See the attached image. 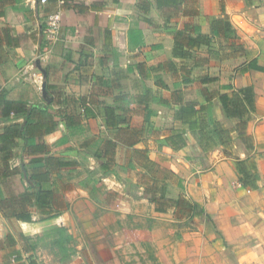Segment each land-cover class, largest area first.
<instances>
[{
    "label": "crops",
    "instance_id": "0c3cea01",
    "mask_svg": "<svg viewBox=\"0 0 264 264\" xmlns=\"http://www.w3.org/2000/svg\"><path fill=\"white\" fill-rule=\"evenodd\" d=\"M54 13L59 39L41 59ZM220 26L240 37L236 50L232 39L214 36ZM187 29L213 43L175 57V36ZM252 58L264 68V0H0V264H109L97 263L102 251L88 247L96 236L104 249L105 233L87 226L103 194L137 181L129 166L137 149L181 177L187 197L204 208L191 217L175 206L159 211L143 188L133 190L138 197L125 190L131 210L167 216L155 232L158 264H264V70L248 69ZM227 59H243L229 81ZM217 90H245L252 109L240 123L215 98L214 116L233 141L204 151L175 119L173 94L204 105ZM180 130L188 145L175 149L168 137ZM244 158L255 167L249 185L235 170L234 159ZM106 163L117 173L104 175ZM39 191L50 194L46 204L35 200ZM25 212L29 219L18 217ZM59 226L69 238L65 254Z\"/></svg>",
    "mask_w": 264,
    "mask_h": 264
},
{
    "label": "trees",
    "instance_id": "16d2710c",
    "mask_svg": "<svg viewBox=\"0 0 264 264\" xmlns=\"http://www.w3.org/2000/svg\"><path fill=\"white\" fill-rule=\"evenodd\" d=\"M220 22V20H219ZM214 36L224 37L225 40L232 39L230 43V48L236 50L237 45L240 42V37L237 33L222 29L221 26L215 30ZM214 36L208 34H197L193 35L190 30H181L175 36V45L173 49V55L175 57L189 58L192 56L193 52L199 51L202 46L211 45L213 43ZM46 44V37L44 36L41 48L43 49ZM240 46L241 43H240ZM243 48V46H242ZM245 55H248V50L243 48ZM256 59L252 58L246 64L247 68H255L259 70H264L263 67L258 66ZM245 67V63H244ZM245 72V68L243 69ZM189 82V79H185ZM231 85H224V88H231ZM245 94V90H240L239 92L223 93L219 90L214 91L211 95L207 96V103L204 105L199 104L197 101L185 100L183 93L176 91L173 94V102L178 106L175 114V119L179 120L183 125L188 126V130L195 136L198 140V146L204 151H210L220 146L227 147L231 145L233 138L231 136V130L226 128L220 120H217L214 116L215 106L217 102H214L215 98H218L221 105L229 119H240L245 120V114L249 113L252 109L250 103H244L248 101V96H242ZM154 100H158L154 97ZM238 125L239 138L245 143V132L240 129ZM169 145L175 149L182 148L188 145L187 131L180 130L174 131L168 137ZM143 150L137 149L139 159L132 158L129 162L131 168H135L137 171V181L127 183V190L134 196L138 197L134 193V189L143 188V193L149 196L150 202L156 204L157 210L164 211L170 206L179 207L181 212L189 217L204 212V208L201 207L197 202L189 199L185 194V186L183 179L175 174L169 168L162 166L160 163L150 159L148 156H143ZM250 159V157H248ZM248 158L237 159L235 162V170L239 176V179L243 185H249L248 180L253 176V171L255 169L254 163L251 161L247 162ZM105 171L103 174L108 176L117 173L108 163L104 165ZM35 200L38 202L43 201L44 204L48 202L50 194L48 192L42 193L41 191L36 192ZM24 200L26 204L30 201L32 194L28 191L23 193ZM41 199V200H40ZM28 213H19V218L29 219ZM56 231L60 234V245L63 254L66 253L65 245L69 238L67 235V230L59 226Z\"/></svg>",
    "mask_w": 264,
    "mask_h": 264
},
{
    "label": "rangeland",
    "instance_id": "374dc122",
    "mask_svg": "<svg viewBox=\"0 0 264 264\" xmlns=\"http://www.w3.org/2000/svg\"><path fill=\"white\" fill-rule=\"evenodd\" d=\"M223 54L226 55V52ZM243 59H227V61L223 63L226 77H230L228 81L232 80V77L230 76L232 74L231 70L234 69L235 65L240 63L239 61ZM226 81L227 79L224 80V82ZM219 86H221V84ZM121 157L123 163L127 162L125 161L127 154L123 150L121 152ZM234 161L236 162L237 159H234ZM121 172L125 173L123 171ZM121 177L123 179L131 180V176L128 174H123ZM121 184L122 188H120L119 191L113 189V192L103 194L105 202H101L97 207L95 206L92 209L94 212V218L92 220L94 221H91L89 223L90 225L87 226V229H89L91 233H105L103 238L104 241L102 242H105L107 246L104 249L98 247V238L93 236V238H90L88 247L91 252H96L97 249L102 251V254L99 253L98 256H95L97 263L104 262L111 264L112 262L117 261L122 264H132L133 262L158 264L157 248L154 240L155 232L157 233L158 226L162 222L161 218L167 216L158 215L154 218L152 216L154 214L150 213L149 209L140 208L139 210H141V212L131 210L129 205H127L129 198H126L125 196V193L128 190L125 191L127 188L123 181ZM102 192L106 193L103 190ZM180 230L187 231V225L181 224ZM32 236L35 237V235ZM40 242L42 245L49 247L50 242L39 240V243ZM31 245L34 247L33 244ZM109 255H112L111 258H109ZM58 256L60 257V255Z\"/></svg>",
    "mask_w": 264,
    "mask_h": 264
},
{
    "label": "built area",
    "instance_id": "2783aa9c",
    "mask_svg": "<svg viewBox=\"0 0 264 264\" xmlns=\"http://www.w3.org/2000/svg\"><path fill=\"white\" fill-rule=\"evenodd\" d=\"M42 2H46V0H42ZM60 28L61 18L59 13L49 15L44 31L46 37V44L39 55L41 59H45L50 56L51 52L53 51L54 45L59 39Z\"/></svg>",
    "mask_w": 264,
    "mask_h": 264
},
{
    "label": "water",
    "instance_id": "95a60500",
    "mask_svg": "<svg viewBox=\"0 0 264 264\" xmlns=\"http://www.w3.org/2000/svg\"><path fill=\"white\" fill-rule=\"evenodd\" d=\"M41 32H42V35H43V25L41 26ZM36 65L38 66V68L41 69V71L43 73V78H44L43 85H42L43 96H44V98L46 99L47 102H50L51 99H52V96L49 94V92L47 90V82H46L47 71H46L45 68L42 67L40 59L37 60Z\"/></svg>",
    "mask_w": 264,
    "mask_h": 264
}]
</instances>
